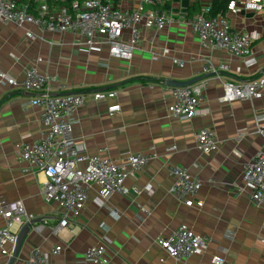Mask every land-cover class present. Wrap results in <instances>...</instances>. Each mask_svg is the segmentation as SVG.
Here are the masks:
<instances>
[{
    "label": "crops",
    "instance_id": "0c3cea01",
    "mask_svg": "<svg viewBox=\"0 0 264 264\" xmlns=\"http://www.w3.org/2000/svg\"><path fill=\"white\" fill-rule=\"evenodd\" d=\"M41 1L51 11L69 5L64 4L67 0L18 3L28 5L34 12ZM103 1L129 11L141 0ZM202 3L163 0V7L177 22L160 31L141 27L131 59L109 56L106 46L98 52H87L71 44L69 33L41 32L28 25L38 35L32 40L25 36L23 27L0 22L1 70L20 79L23 70L40 59L35 64L41 73L53 78V94L87 96L86 103L73 114V132L88 154L106 148L105 155L111 158L127 151L154 156L125 181L128 187L139 183L143 187L140 194L124 197L113 193L100 203L97 186H92L85 208L72 226L53 234L51 227L58 222L60 209L43 198L45 177L40 172L25 171L26 163L15 155V143H32L42 136L45 127L39 119L40 108L24 105L33 96L30 92L0 83V198L21 199L36 224L43 225L39 232L29 228L14 264H20L33 246L49 251L56 245L61 250L49 255L46 264H89L84 261V250L101 241L106 244L110 264H216L215 255L223 257L222 264H264V207H256L246 193L236 194V187L242 184L244 165L264 143L252 131L254 112L264 110V99L218 102L221 81L237 82L262 75L264 8L260 12L226 13L231 29L258 34L251 46L256 63L237 73L238 60L220 50L201 48L190 27L178 19L181 14L191 18L200 11ZM164 46L182 65L173 64L168 57L152 60V53ZM205 59L215 65L227 61L230 70L221 73L220 81L210 75L203 78L207 88L194 117H172L167 105L173 83L201 79ZM98 91H115L116 95L93 99L92 94ZM114 104L120 105V111L110 114L108 107ZM117 128L123 131L116 134ZM203 128L213 130L219 142L217 150L209 154L196 147L195 135ZM241 131L244 133L237 140ZM196 163L202 166L200 208L186 207L168 192V166L190 167ZM150 200L155 206L148 212L140 210L138 205L146 206ZM181 224L206 239L207 248L202 254L175 260L157 245L156 238L168 236ZM20 229L19 225L11 227L13 233ZM5 261L0 255V264Z\"/></svg>",
    "mask_w": 264,
    "mask_h": 264
},
{
    "label": "built area",
    "instance_id": "2783aa9c",
    "mask_svg": "<svg viewBox=\"0 0 264 264\" xmlns=\"http://www.w3.org/2000/svg\"><path fill=\"white\" fill-rule=\"evenodd\" d=\"M201 2L200 11L191 18H185L182 14L178 16L180 22L190 27L197 36L201 48L220 50L238 60L240 65L235 68L237 73L243 67L254 65L256 59L251 46L258 34L231 29L226 13L260 12L264 8V0H231L225 15L218 17L206 15L211 0ZM0 22L23 27L25 36L32 40L38 35L27 28L28 25H34L41 32L69 33L72 35L71 44L87 52H98L106 46L109 56L131 59L140 40L141 27L160 31L177 20L163 7V0H141L129 11L117 9L103 0H73L68 6L62 5L51 11L46 2L41 1L34 12L29 10L28 5L19 4L18 0H0ZM162 57L170 58L173 64L182 65L181 60L170 55V49L166 46L151 56L155 61ZM35 63L23 70L20 79L0 69V83L30 92L33 96L24 105L40 108L39 119L45 127L42 136L32 143H15V155L20 162L26 163L25 171L44 175L45 182L41 190L43 198L56 203L60 209L59 220L51 227V232L57 235L61 228H70L80 216L92 186H97L100 203H104L113 193L124 197L140 194L143 187L139 183L134 182L128 187L125 181L134 177L154 156L127 151L117 158H111L105 155L106 148L96 154H88L73 132V114L86 103L87 96L82 93L53 94V78L41 73ZM229 70L227 61L215 65L210 59H205L201 66L204 75L214 76L219 81L221 73ZM206 88L207 81L204 79L184 86H172L167 111L178 120L191 119L204 100ZM221 88L222 94L218 98L220 103L264 99V74L250 80L221 81ZM115 95V91H98L92 97L103 99ZM119 111V104L108 107L110 114ZM122 131L123 128H117L115 133L120 134ZM252 131L264 140V110L254 112ZM243 133L239 132L237 140ZM195 137L196 147L201 153L209 154L217 150L219 142L213 130L203 128ZM201 168L200 163L190 167L168 166L171 177L168 192L186 207H202L203 202L198 199L202 185ZM236 190V194L246 193L256 207H264V143L244 165L242 184ZM138 206L140 210L148 212L155 204L150 200L146 206ZM112 213L116 212L113 210ZM0 218L3 221L0 227V255L6 258L3 264H8L17 235L11 231V227L19 225L22 228L28 224L31 230L39 232L43 225L32 222L33 218L26 212L21 199L0 198ZM156 243L175 260L200 255L207 248L206 239L184 224L168 236L156 238ZM60 250V245L53 246L49 251L33 246L20 264H46L49 255L58 254ZM83 258L89 264H110L104 241L87 247ZM213 262L222 264L223 257L215 255Z\"/></svg>",
    "mask_w": 264,
    "mask_h": 264
},
{
    "label": "water",
    "instance_id": "95a60500",
    "mask_svg": "<svg viewBox=\"0 0 264 264\" xmlns=\"http://www.w3.org/2000/svg\"><path fill=\"white\" fill-rule=\"evenodd\" d=\"M261 72H262V74H264V67L262 68ZM205 76L206 75H203L201 77V79H203ZM201 79H198V80H201ZM198 80H196V81H198ZM196 81L185 82V83L174 82L173 86H184V85H188V84L194 83ZM32 222H36V220H33ZM28 230H29V225L25 224V225L22 226V228L17 233L16 242H15V245L13 247L12 254H11V257H10V259L8 261V264H14L15 258H16L17 253H18V249H19V247H20V245L22 243L23 238L25 237L26 233L28 232Z\"/></svg>",
    "mask_w": 264,
    "mask_h": 264
},
{
    "label": "trees",
    "instance_id": "16d2710c",
    "mask_svg": "<svg viewBox=\"0 0 264 264\" xmlns=\"http://www.w3.org/2000/svg\"><path fill=\"white\" fill-rule=\"evenodd\" d=\"M71 1L73 0H67L64 4H69ZM230 1L231 0H211V5L208 12H206V15L209 17L224 16L227 11V5Z\"/></svg>",
    "mask_w": 264,
    "mask_h": 264
},
{
    "label": "rangeland",
    "instance_id": "374dc122",
    "mask_svg": "<svg viewBox=\"0 0 264 264\" xmlns=\"http://www.w3.org/2000/svg\"><path fill=\"white\" fill-rule=\"evenodd\" d=\"M13 229H15V228H12V231H13Z\"/></svg>",
    "mask_w": 264,
    "mask_h": 264
}]
</instances>
